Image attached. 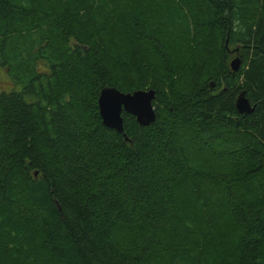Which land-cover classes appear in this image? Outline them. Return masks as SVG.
Masks as SVG:
<instances>
[{
	"label": "trees",
	"instance_id": "trees-1",
	"mask_svg": "<svg viewBox=\"0 0 264 264\" xmlns=\"http://www.w3.org/2000/svg\"><path fill=\"white\" fill-rule=\"evenodd\" d=\"M0 264H264V0H0Z\"/></svg>",
	"mask_w": 264,
	"mask_h": 264
},
{
	"label": "water",
	"instance_id": "water-1",
	"mask_svg": "<svg viewBox=\"0 0 264 264\" xmlns=\"http://www.w3.org/2000/svg\"><path fill=\"white\" fill-rule=\"evenodd\" d=\"M238 60L230 63L233 72L238 69ZM210 83V89L212 87ZM155 92L149 90H138L132 93H123L115 88H103L98 97V113L102 124L117 133L123 132L121 112L132 115L140 126H148L155 120L152 107ZM234 106L239 114H249L253 107L241 93L237 96Z\"/></svg>",
	"mask_w": 264,
	"mask_h": 264
},
{
	"label": "rangeland",
	"instance_id": "rangeland-1",
	"mask_svg": "<svg viewBox=\"0 0 264 264\" xmlns=\"http://www.w3.org/2000/svg\"><path fill=\"white\" fill-rule=\"evenodd\" d=\"M234 59H237V60H238V63L240 62L239 59H238L237 57H235V58H233V59L231 58V60H230L229 62H230V63L233 62ZM239 64H240V63H239ZM238 66H239V65H238Z\"/></svg>",
	"mask_w": 264,
	"mask_h": 264
}]
</instances>
